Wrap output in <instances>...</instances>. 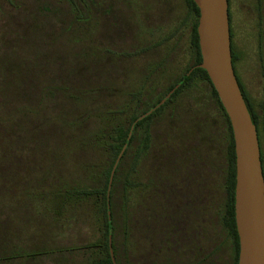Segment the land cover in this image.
I'll return each mask as SVG.
<instances>
[{"label":"trees","instance_id":"1","mask_svg":"<svg viewBox=\"0 0 264 264\" xmlns=\"http://www.w3.org/2000/svg\"><path fill=\"white\" fill-rule=\"evenodd\" d=\"M182 1L189 59L154 88L180 27L166 47L133 23L110 33L103 4L125 12L116 0H0V264H238L233 129L200 67V10ZM231 14L259 138L264 102L238 75Z\"/></svg>","mask_w":264,"mask_h":264},{"label":"water","instance_id":"2","mask_svg":"<svg viewBox=\"0 0 264 264\" xmlns=\"http://www.w3.org/2000/svg\"><path fill=\"white\" fill-rule=\"evenodd\" d=\"M193 1L200 10V67L207 72L233 129L236 151L235 218L240 239L238 264H264V174L261 149L256 125L233 67L229 0ZM174 92L175 89L155 109L162 106ZM148 115L146 113L139 117L137 122ZM121 155L113 169L110 186ZM111 254L114 260L112 249Z\"/></svg>","mask_w":264,"mask_h":264},{"label":"rangeland","instance_id":"3","mask_svg":"<svg viewBox=\"0 0 264 264\" xmlns=\"http://www.w3.org/2000/svg\"><path fill=\"white\" fill-rule=\"evenodd\" d=\"M116 2L125 12H121L116 7L110 11L112 6L109 2H105L103 5L106 15L101 18L112 34H117L120 28L128 23L130 25L133 23L139 28L138 35L143 42L156 44L166 41V47H168L169 44L171 46L172 34L176 33L179 27L181 28L178 29V34L176 33L175 41L180 40L182 50L178 52L176 62L174 59L165 76L160 78L154 87L166 88L171 83V79L174 80L175 76L184 69L189 59L185 50L189 48L190 31L183 25L184 21L187 22V6L182 0H116ZM256 5L257 0H232L231 13L234 47L238 57L237 72L248 97L260 112L264 102V71L261 67L264 65V17L259 16ZM99 14H101L100 11ZM260 28L263 29L261 34ZM260 51H262V57H260ZM146 60L147 58L143 60V66ZM202 90H205L204 87ZM154 91L156 93L158 89ZM78 232L76 230L68 236L77 237L78 234L75 233Z\"/></svg>","mask_w":264,"mask_h":264},{"label":"flooded vegetation","instance_id":"4","mask_svg":"<svg viewBox=\"0 0 264 264\" xmlns=\"http://www.w3.org/2000/svg\"><path fill=\"white\" fill-rule=\"evenodd\" d=\"M230 12L232 11V2L230 3ZM231 16H232V14H231ZM232 29H233V27H232ZM195 69V68H194ZM193 69V70H194ZM189 76V74L187 75V77ZM183 82H181L179 85H181ZM179 85L178 86H176L174 89H175V91L178 89V87H179ZM168 96V95H167ZM262 111H260V113H261ZM259 138H260V140H259V144L261 143V145H262V148L264 149V136H263V134H262V131L260 132V134H259ZM260 149H261V147H260Z\"/></svg>","mask_w":264,"mask_h":264}]
</instances>
